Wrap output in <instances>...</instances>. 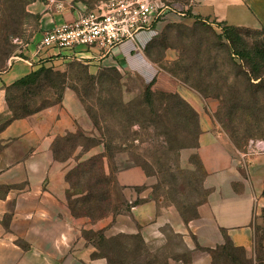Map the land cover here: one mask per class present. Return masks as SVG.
I'll use <instances>...</instances> for the list:
<instances>
[{"label": "crops", "instance_id": "crops-1", "mask_svg": "<svg viewBox=\"0 0 264 264\" xmlns=\"http://www.w3.org/2000/svg\"><path fill=\"white\" fill-rule=\"evenodd\" d=\"M62 5L59 8L50 0L32 4L30 13L41 16L39 30L21 46L16 57L23 60L13 57L8 70L0 74V114L6 110V87L37 66L60 70L75 62L66 53L50 51L39 58L35 51L45 31L80 17L82 11L71 0H63ZM176 5L181 16L194 21L264 29V0H186ZM155 31L140 33L110 55L82 64L94 70L116 69L145 83L156 77L155 87L175 91L145 54ZM79 52L87 58L94 55V51ZM178 92L200 114L197 147L181 158L187 167L195 157L205 173L207 196L194 216L185 220L162 196L154 197L152 179L134 165L107 172L110 183L121 190L126 204L122 212L93 223L73 216L66 180L71 159L56 160L53 146L69 133L83 130L86 135L88 120L75 95L67 92L58 104L15 120L0 132V264H108L88 232L105 231L106 238L140 235L145 244L162 247L167 242L165 228L179 235L191 254L189 260L170 258L166 264H213L212 252L227 240L256 262L264 253V151L237 149L205 114L195 93ZM214 106H209L210 113ZM85 154H74V160L80 161Z\"/></svg>", "mask_w": 264, "mask_h": 264}, {"label": "rangeland", "instance_id": "rangeland-1", "mask_svg": "<svg viewBox=\"0 0 264 264\" xmlns=\"http://www.w3.org/2000/svg\"><path fill=\"white\" fill-rule=\"evenodd\" d=\"M37 1L0 0V74L19 55L22 44L34 36H30L32 29L26 15ZM55 1L63 4V0ZM106 1L71 0L82 12L96 9ZM158 1L173 11L154 27L156 31L147 43L145 54L156 71L169 79L175 91L155 87L156 77L145 83L135 75L127 77L111 69L94 70L75 61L60 70L53 69L57 74L55 87L41 79L34 86L12 90L10 97L14 106H25L18 111L26 114L58 104L67 92L74 94L88 120L85 125L88 141H82L81 148L73 142L60 147L59 160L71 159L68 169H74L72 184L78 183L83 172L98 175V164L89 161L93 156L104 154L107 178V172L116 168L140 167L153 181L154 197L162 196L166 204L175 206L187 220L194 216L208 190L204 187L205 173L196 158H191L187 167L181 159L182 154L197 147L202 131L200 114L178 91L195 93L205 114L237 149L246 151L252 141L264 140V77L258 81L252 76L248 67L233 54L216 24L181 16L176 4L186 0ZM245 31L250 44L264 43L263 29ZM5 102L6 110L0 114L1 125L12 114L6 97ZM212 103L216 106L210 113ZM93 117L98 126L93 123ZM84 152L80 161L74 160V154ZM123 201L121 190L110 183L107 200L87 208L90 216L86 218L93 223L102 217L117 215L125 209ZM164 234L167 242L162 247L145 244L140 235L106 238L105 231H92L87 237L96 243L99 254L107 258L108 264H166L170 258L191 259L179 235L171 228H165ZM263 255L259 254L255 262L254 258L247 259L240 249L228 247L214 254L213 264H264Z\"/></svg>", "mask_w": 264, "mask_h": 264}, {"label": "built area", "instance_id": "built-area-1", "mask_svg": "<svg viewBox=\"0 0 264 264\" xmlns=\"http://www.w3.org/2000/svg\"><path fill=\"white\" fill-rule=\"evenodd\" d=\"M50 3L63 7L55 0ZM171 11L170 6L158 0H107L96 9L83 11L76 20L45 31L35 43L36 55L40 58L57 51L80 63L104 58L123 43L135 41L140 33L152 31ZM79 49L94 51L95 56L87 58ZM13 59L23 60L21 57ZM249 147L263 152L264 142L252 141Z\"/></svg>", "mask_w": 264, "mask_h": 264}, {"label": "trees", "instance_id": "trees-1", "mask_svg": "<svg viewBox=\"0 0 264 264\" xmlns=\"http://www.w3.org/2000/svg\"><path fill=\"white\" fill-rule=\"evenodd\" d=\"M26 17L29 20V25H31V36L39 30L41 16L39 14L27 13ZM195 21L207 24L205 22H201L199 19ZM216 26L221 29L222 37H224L229 42L233 54L239 57V59L248 67L252 76H254L258 81H261L264 77V43L259 46L250 44L246 40V36L244 34V32H246L245 29H247L245 27L229 26L220 23H216ZM111 70L114 72L116 71V69ZM56 75L57 74L52 68L37 66L29 75L17 80L13 84L5 88L6 101L8 104L9 111H11L12 114L10 117H8L7 120H5L3 125H1L2 115H0V132L4 130L13 121L38 112L34 111L26 114H20L18 110H21L25 106L16 107L12 104L13 98L10 97L11 91L18 90L24 87L34 86L38 82H40L41 79L47 80L51 84V86L55 87L56 79L54 77H56ZM87 110L89 112L91 111L90 108ZM93 123L97 126L99 124L97 119L94 117ZM85 140L88 141V139H86V135L83 134L80 130H78L76 133H69L65 137L58 139L53 146V153L55 159L59 160L58 153L60 147L62 145V147H65V143L73 142L76 143L77 147H84L82 145V141ZM105 157L106 155L104 154L93 156L90 159L89 163L98 164V175H93L91 171L83 172L81 176L78 177V183L75 185H73L71 182V176L74 169L67 173L66 180L69 184L67 199L73 216L78 218L88 217L90 215L89 211L86 210L87 208L92 209L94 206L96 207L97 204H99L100 202H105L107 200L110 180L105 175ZM85 165L87 164H84V166ZM91 204L93 205L90 206ZM228 247L234 248L233 245L227 240L221 247L212 252L213 256L217 251H226Z\"/></svg>", "mask_w": 264, "mask_h": 264}]
</instances>
